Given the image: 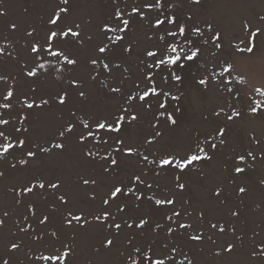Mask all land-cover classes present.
I'll use <instances>...</instances> for the list:
<instances>
[{"label":"snow or ice","instance_id":"obj_1","mask_svg":"<svg viewBox=\"0 0 264 264\" xmlns=\"http://www.w3.org/2000/svg\"><path fill=\"white\" fill-rule=\"evenodd\" d=\"M43 2L47 19L43 21L42 38L38 39V29L31 27L21 37L26 42L18 49L17 62L22 61L20 75L32 82L29 92H37L36 81H60L63 73L74 72L81 67L78 56L66 54L63 46L71 44L87 52V80L107 87L109 97L116 103L105 115H92L85 110L78 116L76 111L70 110L73 119L62 123L55 136L44 142L49 145L45 147L31 139L28 127L17 126V122L24 124L29 116L23 113L12 115L14 104L40 112L51 108L53 103L67 106L70 99L68 91L61 89L29 99V92H20L17 77L0 74V109L8 114V118H4L5 112H0V161L8 162L7 171L18 170L17 165L31 167L41 154H52L54 149L65 152V143L57 140H67L66 134H69L74 135L80 147L81 159L90 164L98 163L101 177L118 175L122 165L129 162L132 163V171L127 173L126 179L111 183L90 174L77 173L80 186H93L87 193L92 204L90 209L77 206L75 191L61 176L54 179L32 176L26 183L10 187L8 191L13 193L16 204L28 200L25 204L27 214L22 216L24 226H20V220L17 221L18 231L38 245L25 253L28 264H40L42 261L69 264L75 256V232L71 243L61 241L60 229L48 228L52 223L49 217L53 214H59L61 228L84 229L94 225L100 229L103 235L96 252L114 248L115 242L123 235L126 248L119 252L122 257L120 264H194L183 247L174 242L176 237H186L187 241L197 244L205 240L216 244L213 235L226 237L231 234L234 239H225L214 251L216 257L222 254L231 257L237 249L236 241L241 246L244 243V235L238 234L232 222L240 218L241 211L229 208L227 220L210 217L214 207L227 203L223 184H213L208 189L210 196L205 197L198 187L190 191L187 177L198 173L201 179L206 180L204 165L211 163L214 156L227 146L229 128L243 121L245 116H264V100L255 98L264 97V84L253 85L250 89L239 87L247 86L249 79L237 71L234 59L223 56V31L212 22L205 21L203 27L194 22L191 11L187 14L183 11L184 0H132L131 3L110 0L111 10L104 13L103 19L95 25L96 31L91 34L84 31L80 22L69 19L72 16L71 0ZM202 2L191 0L195 5ZM4 15L6 13L0 11V16ZM7 27L13 32L19 30L16 22H8ZM141 31L143 40L138 35ZM261 43H264V15L251 19L242 17L238 29H234L229 37L232 52L240 55L254 56ZM5 47L17 51L11 42H6ZM5 47H0V56H4ZM115 49L126 57L123 64L109 58V53ZM7 56L11 58L12 52ZM116 72L123 77L119 84L107 85L105 77H114ZM124 74L133 77L131 86L127 88L123 86L129 77ZM187 78H191L199 91L214 92L220 103L208 113H201L207 127L189 130L178 148L156 147L168 132L179 127L176 114L182 113L179 102L184 93L174 95L172 87L183 86ZM68 82L82 101L88 99L85 82L76 76ZM238 104L243 105V110L237 107ZM247 138L254 148L249 147L242 152L233 149L232 171L236 177L244 175L249 168L255 171L258 163H264L262 139L257 138L254 132H249ZM236 162L244 166H238ZM162 173H171L170 186L161 187L155 180ZM5 176V171L0 170V178ZM228 182L235 185L233 191L243 204L248 187L237 184L234 178ZM101 185L105 190L98 197L97 189ZM258 185L264 188V177L258 179ZM37 195L43 200L53 197L48 200L46 212L41 211L38 202L31 199ZM194 200L201 204L206 200L211 203L195 207ZM145 204L149 205V211H140ZM153 211L161 214L159 219L152 215ZM8 216V211L0 213V227L5 225ZM30 216L38 226H43V230L37 232L31 223H27ZM261 223L264 224V220ZM149 232L154 237L151 240L146 238ZM161 232L164 236L158 243ZM253 236H259V232L253 230ZM141 237L144 239L138 242ZM20 248V243L9 242V252H18ZM248 255L251 260L264 261V239L249 249ZM176 256L182 258L177 260ZM0 264H9V259L0 255Z\"/></svg>","mask_w":264,"mask_h":264},{"label":"rangeland","instance_id":"obj_2","mask_svg":"<svg viewBox=\"0 0 264 264\" xmlns=\"http://www.w3.org/2000/svg\"><path fill=\"white\" fill-rule=\"evenodd\" d=\"M56 2L58 3L59 0H56ZM125 2L131 3L132 0H125ZM121 6L123 7V5ZM71 7L72 16L69 19L80 22L84 31L91 34L96 31L95 25L103 19L104 13L111 10V2L110 0H71ZM25 8L28 9L27 12ZM128 10L130 11V8ZM0 11L6 13V15L0 16V47H5L6 42H11L13 47L17 49V51H13L12 48L5 47L4 56H0V74L8 75L10 78L11 76L17 77L20 92H29V85L32 82L25 80L20 75L22 61L21 63L17 62L19 59L18 49L23 47L26 42L21 37L31 27L37 28V38H42L45 27L43 21L47 19L45 4L43 0H0ZM147 11L145 9V12ZM183 11L185 14L191 11L194 22L200 24L202 27L204 22L208 21L223 31L225 36L223 56L228 59H234L236 61L237 71L246 74L249 79L247 86H239L241 89L245 87L250 89L253 85L260 86L264 84V43L259 45L254 56L235 54L229 45V37L234 29H238L242 17L251 19L258 15H264V0H203L200 5L192 4L191 0H184ZM8 22H16L19 30L15 32L11 31L7 27ZM138 35L141 40L144 39L142 31ZM240 46L243 47L244 45ZM63 47L66 50V54L80 58L81 67L74 72L66 71L63 73V78L60 81H36L35 86L37 92H29V99L35 95L46 96L49 93L63 89L68 91L70 97L67 106H59L53 103L51 108H46L40 112L37 110H27L21 104L16 103L12 111V115L14 116L20 113L29 116V119L24 124L17 122V126L21 128L28 127L31 139L36 143L44 144L45 147L49 145L44 142L55 136L56 129L65 121L73 119L70 116V110L76 111L78 116L83 115L85 110L92 115H105L116 103L115 99L109 97L107 87L87 80L88 66L86 64V50H80L71 44H65ZM10 51L12 52L11 58L7 56V53ZM109 58L114 62L120 61L122 64L126 60V57H124L119 49H115L109 53ZM48 59L52 58L48 57ZM124 66L129 65L124 64ZM124 75L129 77V80L123 86L127 88L131 86L130 80L133 77L130 74ZM72 76L79 77L81 81L85 82L84 86L88 92V99L86 101H82L77 95V91L71 88L68 81ZM105 78L107 85L117 86L119 80L123 77L120 72H116L114 77ZM172 92L174 95L180 92L184 93L179 102L182 113L176 114L179 127L174 132H168L164 140L156 147L163 148L167 145L178 148L183 143L189 130L204 129L207 127L206 122H203L201 119V113H208L217 103H220L214 92L205 93L196 89L191 78H187L183 86H173ZM255 98L264 100V97L255 96ZM237 107L243 110L242 104H238ZM0 112H5V110L0 109ZM4 118H8L7 112H5ZM144 126L146 127V120ZM249 132H254L257 138L262 139V142H264V116L260 118L245 116L243 121H238L237 125L229 128L226 133L228 140L227 146L223 147L214 156L211 163L204 165V171L207 174L206 180L201 179L198 173H191L187 177L191 184L190 191L198 187L201 195L205 197L210 196L208 189L213 184H223L227 203L224 206L214 207L210 212V217L227 220L229 219V208L241 211L240 218L238 220L233 219L232 222L237 227L238 234L244 235L243 245L241 246L240 242L236 241L237 249L231 257H225L223 254L220 257L214 255L216 248L222 245L225 239H234L231 234L226 237L213 235L216 244L207 240L202 244H197L187 241L186 237H176L174 242L183 247L189 257L194 260V264H264V261L251 260L248 255L249 249L255 247L257 242L264 239V231H261V228L264 227V224L261 223L264 220V188L258 185V179L264 177V163H258L255 171L251 168L247 169L246 173L239 177H236L232 171L234 163L231 158L233 156V149L236 152H242L249 147H255L250 144L247 138ZM66 135H68L67 140H57V142L65 143V152L60 153L59 150L54 149L52 154H41L40 159L35 161L31 167L25 168V166L17 165L18 170L7 171L8 162L0 161V170H4L6 173L5 178H0V213L3 211H8L9 213L5 225L0 227V255L8 258L9 264H28L25 253L28 252L29 248L35 249L38 247L29 237L24 236V234L18 231V220L21 221L20 226H24L22 216L27 214L25 204L28 200L24 199L21 204H16L13 199V193L8 191L10 187L14 184L26 183L32 176H45L50 179L61 176L66 185L75 191L78 197L77 206L90 209L92 204L88 199L87 193L91 191L93 186H89L88 188L80 186L77 173L90 174L98 178H103L108 183H111L115 180L126 179L127 173L132 171V163L129 162L122 165V169L118 175L101 177L98 163L90 164L88 161L82 160L80 157V147L74 135ZM25 138L27 139L28 136L26 135ZM143 150L142 148L141 151ZM101 154L103 155L104 153L101 152ZM9 160H12V158L9 157ZM12 162L15 161L13 160ZM236 163L238 166H244L243 164H239V162ZM248 163H251V161H248ZM225 166H227L226 171ZM232 178L236 180L237 184L248 187V195L244 197L243 204L240 203L233 191L235 185L228 182ZM155 180L161 187L170 186L172 183V175L171 173H162L160 177H155ZM104 190L103 185L97 189L98 197L103 194ZM31 199L38 202V207L41 211L46 212L48 210V200L53 199V197L49 196L48 200H43L37 195L32 196ZM96 203H99V198ZM208 203H211V201L206 200L204 204H201L194 200L195 207H203ZM257 204L260 207H257ZM140 211L148 212L149 205H143ZM152 215L159 219L161 214L153 211ZM193 216H195V213H193ZM49 219L52 223L48 228L60 229L58 234L61 241L71 243L73 233L75 232L76 252L69 264H120L122 257H120L119 252L124 251L126 248L123 235L115 242L116 246L114 248L110 250L102 249L100 252H96L95 248L99 247V239L103 235L101 230L96 226L93 225L84 229L74 227L70 230L60 227L61 221L59 214L50 215ZM27 223H31L37 232L43 230V226H38L35 219L31 216ZM253 230L259 232V236L254 237ZM163 236L164 233L161 232L160 237L157 239L158 243L160 239H163ZM146 238L151 240L154 237L149 232L146 234ZM142 239L144 237L138 238V242ZM10 241H16L21 244L18 252H9ZM57 247H59V242H57ZM181 258L180 256H176L177 260ZM40 264H47V262L42 261Z\"/></svg>","mask_w":264,"mask_h":264}]
</instances>
